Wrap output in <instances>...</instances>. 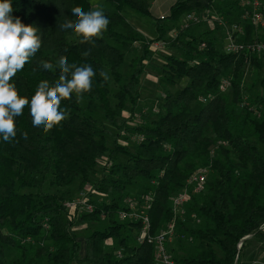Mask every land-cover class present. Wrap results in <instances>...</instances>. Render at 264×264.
Returning a JSON list of instances; mask_svg holds the SVG:
<instances>
[{"label": "trees", "instance_id": "obj_1", "mask_svg": "<svg viewBox=\"0 0 264 264\" xmlns=\"http://www.w3.org/2000/svg\"><path fill=\"white\" fill-rule=\"evenodd\" d=\"M223 2L225 0H174L169 15L156 18L151 0H106L114 11L99 9L109 19V25L105 36L96 39L93 46L80 44L71 29L60 27L66 20L75 21L72 8L80 6L86 12L92 10L89 0H11L12 16L25 25L37 27L42 39L39 51L13 78L19 94L30 101L42 80L54 86L59 70L43 69L42 60L55 65L59 57L64 56L70 64L90 65L96 76L91 91L85 93L82 100L86 110L90 114L103 112L120 132L141 134L145 141L135 153L119 145L115 151L110 150L107 141L110 132L98 128L91 116L83 115L82 105L76 102L74 94L71 100L61 102V109L68 110L69 118L47 135L41 128L32 126L30 108L26 106L23 115L15 118L16 137L10 143L0 137V264H6L4 247L7 246L19 252L17 264H38L44 259L48 264H154L153 247L132 246L125 234L131 228L137 230L139 225L115 219L119 204L95 202L96 212L81 216L79 221L83 224L99 222L101 212L110 219V226L86 238L82 255L73 223L62 217L67 213L63 206L66 198L44 191L47 183L63 188L77 180L86 184L98 161L107 153H124L129 162L115 165L111 172L117 178L109 181L108 175H103L95 189L107 194L117 191L122 197L139 180L155 181V185L146 190L154 194L149 210L152 232L171 221L170 198L183 189L197 166L210 167L213 177L205 191L193 197L187 206L188 212L201 218V224L187 222L179 224L176 230L177 240L183 241L181 235L194 237L202 248L176 259L168 246V252L178 264H236L240 242L250 235L264 236V97L248 98L246 102L243 88L245 68L262 70L261 58L228 55L218 51L213 40L199 38L195 28L181 30L171 46L185 58H166V80L176 84L177 80L187 78L190 84L178 96H168L163 107L165 113L159 120L129 126L141 97V78L154 42L139 37L126 20L125 12L133 11L142 18L152 19L156 40L162 41L170 24L179 22L185 14L212 10ZM253 32V28H246L247 41ZM138 42L141 56L132 64L129 81L117 91V104L113 106L111 83L120 84L125 57L133 53V46ZM202 43L206 44L204 50L200 49ZM87 50L90 55L82 56ZM101 69L110 72L112 80L103 81L99 75ZM226 77H230L233 89L231 103L227 95L217 96L195 114L192 104L199 94L216 93ZM129 105V116L123 118ZM240 106L245 110L248 129L237 132V119L230 107ZM251 108L258 114L254 115ZM24 132L28 133L27 139L23 138ZM218 140L226 142L227 146L221 147L218 157L211 160L210 151ZM28 190L32 192L27 193ZM45 223L49 228L44 227ZM28 238L37 245L27 244ZM108 239L118 242L123 258L105 252L104 244Z\"/></svg>", "mask_w": 264, "mask_h": 264}, {"label": "rangeland", "instance_id": "obj_2", "mask_svg": "<svg viewBox=\"0 0 264 264\" xmlns=\"http://www.w3.org/2000/svg\"><path fill=\"white\" fill-rule=\"evenodd\" d=\"M89 1L91 2L92 10H99L105 8L107 10H110L111 12L114 11V8H112L109 4H107L106 0H89ZM173 1L174 0H151L152 13L154 17L157 18L159 16L169 15ZM239 3L240 0H225V2L223 3H217L214 6L212 13L208 16L209 18L206 21H203L196 25H191L190 28H195V33L199 38L213 40L218 51L224 52V44H225L223 38L224 36L220 28L216 27V24L214 23L212 16L215 14L222 15L227 19L228 22L231 23L232 21L237 20L239 18L241 11L239 7ZM125 13H126L125 14L126 20L133 25L139 37L141 39H145L146 41L153 40L154 42L151 46V52H150L151 58L148 61L145 73L142 75L141 78V84H140L141 97L134 111V115L131 116L132 118L129 124V126L133 128L139 125H144L146 123H152L154 121L159 120L160 117L165 113L163 107L167 102L168 96H172V97L178 96L179 93L183 90V88H185L190 84V80H188L187 78H183L181 80H177L176 84H173L166 80L168 75L166 73V62H167L166 58L170 56L175 57L177 59L185 58V55L182 52L176 50L171 46L172 43L171 41L175 39L183 29L182 23L184 21L183 18L184 16L180 19L179 22L175 24H170L166 38L162 41H158L156 40L157 35L155 33L154 21L152 19L142 18L139 15H136L133 11L125 12ZM103 36H105L104 33ZM108 41L112 42V40L110 39H108ZM162 43H165V45L162 46ZM158 44L161 46L158 49H155V46ZM140 50H141V43L138 42L134 44L133 53L126 55L125 62L121 67L120 73L122 75V80L121 82H119L120 84H118V82L115 81H112L111 83L110 101L113 106L117 104V98H116L117 91L122 87V85H125L129 81V77L132 73V64L133 63L135 64L136 58L138 59L141 56ZM107 73L109 75V79L112 80L111 73L110 72ZM226 79L227 78L223 79V82H226L225 81ZM243 88H244V99L246 102L248 101V98L255 99L257 96L264 97V67L262 70L246 67L244 70ZM217 94L219 96L227 95L231 103V100L233 98V89L231 86H227L226 88H224L223 93L218 92ZM81 105L83 108L84 116L87 117L91 116L98 128H100L104 132L105 130L110 132V136H108L107 138L108 147L110 150L115 151L116 146L119 145L124 149L128 150L130 153H135L137 147L140 144L133 141L132 138L134 137L133 135L138 133L127 134L124 131L120 132L118 129H116L109 123V121L105 118L103 112L99 111L94 114H90L86 110V103L82 101ZM205 106L206 104H204L199 99H197V101H195L192 104V111L195 114H198L202 111L203 107ZM230 110L237 119V123H238L237 132H240L244 129H248L247 124L245 123L246 113L243 107L240 106L234 109L233 107H230ZM250 110L253 111L254 115L256 112H258L253 108H251ZM129 111H130V105L123 113V118L129 116L130 113ZM113 135H115L116 137L112 138ZM213 148L214 147H212V149ZM217 157H218V153L216 155V158ZM215 159H211V160H215ZM128 162H129L128 155L124 153H114V154L107 153L102 159L98 161L97 167L92 172L90 179L86 184L82 185L81 181L77 180L70 187H65V188L57 187L56 185H51L49 183H47L44 187V191L50 192L52 194H56L58 196H63L64 198H66L63 201V206L65 203H69V202L77 203V201L81 198L87 200V203H85L81 213L79 212V210H69L66 208L67 213L65 215H62L64 221L68 223H73V231L75 235H77V239L82 245V255H84V251H85L84 248H85L86 238L90 236L93 232L98 230H104L105 228L110 226V219L107 215L105 216L103 212L98 214L100 218L99 222L92 221L86 224L80 223L79 220L81 218V214L86 215L88 213L87 206H89L90 203L91 205L92 204L94 205L95 202L99 204H107V205L119 204L120 207L119 210L120 209L123 210L127 199H130L131 197L139 198L140 196L145 195L146 190L152 186V181L139 180L135 183V185L131 189L126 190L122 197L118 195L119 193L117 191H112L110 194H107L105 192L97 191L95 189V185L97 183H100L103 175H108L109 181H111V179H115V177L117 178V175L111 172V169L115 165H125ZM199 168H204V167H199ZM206 168H208V166ZM212 177L213 176L210 174V180L212 179ZM26 192L30 193L32 191L28 190ZM173 197L174 194L171 196L170 202L172 201ZM142 206H143L142 203H139L138 212L142 210ZM170 208H171V203H170ZM115 219L120 221L118 214L115 216ZM47 225L48 224L45 223L44 227H46ZM166 225L162 229H159L158 231L153 233H158L162 231L166 227ZM125 234L129 237L131 245L134 246L136 244V230L135 229L132 230L131 228L129 231L125 232ZM26 243L37 245V242L32 240V238H28ZM48 244L50 245L51 242H49ZM41 245L44 246V242L41 243ZM104 245H105L104 246L105 252L112 253L114 255L118 251H123V249H121V247L119 246L118 242L113 239H108ZM169 246L170 249L174 252L173 256L176 259H179L180 257H187L192 253L198 252L202 248L200 241L196 240L194 237H190L189 239L183 241L173 240L169 244ZM4 255H5L4 257L6 260V264H17L20 258L19 252L16 249L8 246L4 247ZM38 264H48V263L47 260L44 259L39 261Z\"/></svg>", "mask_w": 264, "mask_h": 264}, {"label": "clouds", "instance_id": "obj_3", "mask_svg": "<svg viewBox=\"0 0 264 264\" xmlns=\"http://www.w3.org/2000/svg\"><path fill=\"white\" fill-rule=\"evenodd\" d=\"M11 0H0V137L4 142H11L17 135L15 118L23 115L26 106L30 108L32 126L41 128L47 135L53 128L69 118L67 109H61V102L71 100L81 103L85 93L92 89L96 71L90 65L77 66L69 63L64 56L59 57L54 65L49 61H40V66L49 71L59 70V78L54 86L48 80H42L30 101L19 94L12 82L16 74L39 51L42 45L39 29L25 25L12 16ZM75 21L66 20L60 25L62 30L71 29L80 44H91L100 39L107 30L109 19L102 10L84 11L76 6L71 9ZM90 55V50L82 56ZM103 81L109 79L108 73L101 69ZM27 139L28 133L24 132Z\"/></svg>", "mask_w": 264, "mask_h": 264}, {"label": "built area", "instance_id": "obj_4", "mask_svg": "<svg viewBox=\"0 0 264 264\" xmlns=\"http://www.w3.org/2000/svg\"><path fill=\"white\" fill-rule=\"evenodd\" d=\"M240 15L237 20L231 23L227 21L222 15L215 14L212 16L216 27H219L222 31L224 38V52L230 54H246L250 56H257L263 60L264 63V0H240ZM214 9V8H213ZM212 9V10H213ZM212 10L202 12H191L184 15V21L182 23L183 29L190 28L191 25H196L203 21H206ZM251 27L254 29L251 39L246 40V28ZM182 29V30H183ZM176 39V38H175ZM165 43H162L164 46ZM161 45H156L155 49H158ZM206 44L202 43L200 49L204 50ZM226 82H221L219 90L216 93H200L198 99L204 104H208L213 101L217 96V93L224 92V88L231 86L230 77H226ZM225 79V78H224ZM257 112L255 113V115ZM133 141L141 144L145 141V137L140 134L133 135ZM227 143L218 140L210 153V158L215 159L216 155L221 147H226ZM211 169L198 168L193 172L186 185L182 190L177 192L171 201L172 219L167 223L166 227L158 232H152V224L149 217V210L151 209L154 194L148 192L143 196L131 197L125 202L123 210H118L120 221L123 223H131L132 225L138 224L139 227L136 230V244L151 245L154 249V264H178L175 259L168 252V246L173 240H177L176 230L179 224H185L191 222V224L199 226L202 222L201 218L194 212H188L187 205L191 203L193 197L202 194L206 189V184L210 180ZM152 185H155V181H152ZM138 198V199H137ZM87 203V200L81 198L77 203H65L64 207L69 210H79L81 213L83 207ZM142 203V210L138 212V205ZM89 204V203H88ZM96 210L95 206L91 203L87 206V214H92ZM82 216V214H81ZM106 216V214H105ZM45 228H49L47 225ZM264 231V225L262 227ZM182 240L189 239L186 235H181ZM28 240V239H27ZM27 242V241H25ZM243 244L240 242L238 245L239 251H241ZM119 259L123 258V252L118 251L115 254Z\"/></svg>", "mask_w": 264, "mask_h": 264}, {"label": "crops", "instance_id": "obj_5", "mask_svg": "<svg viewBox=\"0 0 264 264\" xmlns=\"http://www.w3.org/2000/svg\"><path fill=\"white\" fill-rule=\"evenodd\" d=\"M174 1L172 2V4ZM163 17V16H159ZM236 264H264V236H248Z\"/></svg>", "mask_w": 264, "mask_h": 264}, {"label": "water", "instance_id": "obj_6", "mask_svg": "<svg viewBox=\"0 0 264 264\" xmlns=\"http://www.w3.org/2000/svg\"><path fill=\"white\" fill-rule=\"evenodd\" d=\"M247 239H248V237L244 238V239L241 241V243L243 244L244 241L247 240Z\"/></svg>", "mask_w": 264, "mask_h": 264}]
</instances>
